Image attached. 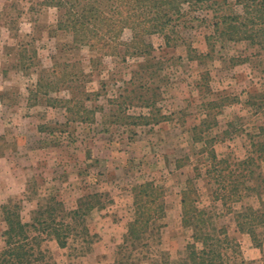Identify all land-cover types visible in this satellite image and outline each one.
<instances>
[{"label":"rangeland","instance_id":"1","mask_svg":"<svg viewBox=\"0 0 264 264\" xmlns=\"http://www.w3.org/2000/svg\"><path fill=\"white\" fill-rule=\"evenodd\" d=\"M42 1L0 0V235L6 229L3 206L25 199L34 188L71 210L97 195L86 217L89 237H73L66 248L54 239L44 242L57 264H193L188 246L196 241L194 231L183 225L182 201L188 180L194 179L198 206L210 214V226L226 227L234 240V253L223 250L225 264H264V246L238 231L235 214L214 199L216 184L204 176L209 163L201 153L214 148L233 170H241L236 164L242 160L259 158L264 50L246 42H219L211 52L206 37L213 29L199 21L172 34L169 44L163 34L148 37L155 48L151 58L70 49L72 35L55 31L57 9L41 6ZM131 37L127 31L125 40ZM32 38L36 42L21 60L20 44ZM33 51L37 57L31 64ZM53 57L60 64L76 63L85 76L71 89L37 92L40 78L50 75ZM147 60L152 64L142 68ZM145 83L147 89H139ZM140 95L155 105L143 107ZM128 97L134 103L125 101ZM194 128L202 129L204 141H194ZM254 168L264 176V160ZM146 182L166 191L161 236L131 240L134 189ZM37 198L24 202L25 221ZM247 207L264 211V194L262 201L254 194L246 197L234 210ZM258 231L264 239V226Z\"/></svg>","mask_w":264,"mask_h":264},{"label":"trees","instance_id":"2","mask_svg":"<svg viewBox=\"0 0 264 264\" xmlns=\"http://www.w3.org/2000/svg\"><path fill=\"white\" fill-rule=\"evenodd\" d=\"M40 5L57 9L55 31L72 35L73 46L70 49L88 47L102 52L104 56L151 58L155 48L148 37L163 34L169 44L172 34L194 21L208 24L213 29L212 34L206 37L211 52L219 42H246L264 50V0H235L233 3L229 0H43ZM239 7L242 12H238ZM127 31L132 33L130 40H125ZM34 42L36 39L32 38L28 44H20L21 60L26 59L27 47ZM205 56L200 54L197 57ZM36 57L37 52L33 51V56L28 58L33 60L31 64ZM53 59L50 75L40 78L37 92L60 86L71 89L83 74L76 70V63L60 64L56 57ZM152 62L147 60L141 67L150 66ZM139 89L146 90L147 84H140ZM80 93L90 97L85 92ZM139 99L143 107L151 109L155 105L153 99L144 95H140ZM128 100L134 103L133 98L125 99ZM72 102L74 100L68 103ZM206 105L210 108L212 103ZM142 118L151 120L150 117ZM166 118L164 115L161 117ZM193 139L204 141L201 128H194ZM257 147L259 158L249 157L238 162L236 166L241 170L231 169L229 160L220 159L212 147L201 153H207L205 159L209 163L204 176L216 184L214 199L222 202L229 213L235 214L238 231L248 234L258 247H263L264 239L258 227L264 226V211L251 207L234 210L235 204L253 194L263 200L264 176L257 174L254 166L259 159L264 160V142ZM197 176L200 178L203 175L199 172ZM36 190L29 191L23 200L3 206L6 229L0 235V264H57L50 252L43 248L44 242L54 239L61 248H66L73 237L84 239L90 235L86 217L94 208L93 201L97 195L88 196L86 200L90 199L89 202L80 200L77 208L71 210L55 196L39 195ZM134 190V218L128 224L127 238L156 240L161 236L162 229L158 221L166 214V191L153 182L137 185ZM36 198L30 220L25 221L24 202L33 203ZM199 198L195 180L189 179L182 201V220L186 228L194 231L192 237L196 244L202 245L201 249L196 244L188 246L190 261L193 264H225L223 250L234 253V240L228 237L226 227L210 226V214L199 208Z\"/></svg>","mask_w":264,"mask_h":264}]
</instances>
